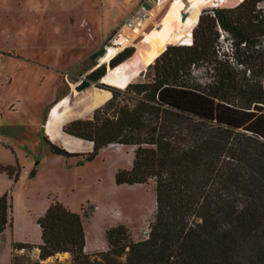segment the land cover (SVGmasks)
Segmentation results:
<instances>
[{
    "label": "trees",
    "instance_id": "trees-1",
    "mask_svg": "<svg viewBox=\"0 0 264 264\" xmlns=\"http://www.w3.org/2000/svg\"><path fill=\"white\" fill-rule=\"evenodd\" d=\"M262 1L202 11L191 42L168 44L147 65L146 80L110 87L114 93L90 118L72 119L62 128L92 143L83 161L110 143L134 146L131 167L118 169L115 182L153 179L155 210L147 237L133 240L124 224L109 226L107 249L91 257L84 250L87 214L51 198L36 220L39 244L13 242L11 249L37 248L38 259L31 264L63 252L73 264H264ZM217 22L232 36L240 68L217 58ZM97 51L102 56L104 46ZM133 51L124 47L109 65H118ZM199 61H210L212 82L192 80L191 66ZM105 72L100 64L76 88L88 87ZM118 94L131 102L117 99ZM47 145L55 155H80L50 141ZM19 171L18 163H0V172L10 177ZM10 209L5 191L0 196V234L11 223Z\"/></svg>",
    "mask_w": 264,
    "mask_h": 264
},
{
    "label": "rangeland",
    "instance_id": "rangeland-1",
    "mask_svg": "<svg viewBox=\"0 0 264 264\" xmlns=\"http://www.w3.org/2000/svg\"><path fill=\"white\" fill-rule=\"evenodd\" d=\"M142 1L0 0V85H4L2 89L0 87V97L10 100L9 104L1 100L3 113L0 123L18 121L22 124L28 119L37 123L29 127L26 138L28 143L33 142L34 150L24 161L21 173L13 177L14 180L18 178L17 186L7 190L11 223L0 234V264H10L12 257L14 264H31L38 259L36 248L12 250L11 244H39L35 216L38 213L37 203L44 202L46 197L57 198L71 210L87 214L83 216V221L91 257L107 249L104 233L109 226L124 224L133 240L144 238L145 230L150 228L155 210L153 179L133 184L115 182L118 169L131 167L134 146L110 143L101 148L93 159L83 161L81 159L91 150L92 143L62 130L72 119L90 118L94 108L112 96L114 90L111 88H124L110 86L102 77L84 89L78 90L76 85L90 71V67L99 62L102 52L97 50L110 45L124 19ZM173 1L160 3L136 31L126 30L123 48L132 46V54L135 53V43L167 16ZM259 4L260 8H264V1ZM216 5H205L200 13L211 8L227 7ZM179 43L181 41L169 44ZM215 46L221 53H226L218 39ZM109 60L101 62L106 71L111 67ZM149 74L145 68L132 82L146 80ZM190 75L192 80L205 84L214 80L215 71L210 61H199L191 67ZM11 80V85L7 86L6 82ZM102 91L106 92L104 100L93 104L96 94ZM13 99H19V102ZM117 99L131 102L122 94H118ZM84 110L87 111L82 114ZM47 113L53 123L54 137L45 129ZM39 121L44 122L43 125H39ZM7 129L15 136L22 127ZM47 141L80 155L67 157L52 154ZM38 164L39 174L27 181L26 178L33 175V169ZM37 264L73 263L70 254L63 252Z\"/></svg>",
    "mask_w": 264,
    "mask_h": 264
},
{
    "label": "bare ground",
    "instance_id": "bare-ground-1",
    "mask_svg": "<svg viewBox=\"0 0 264 264\" xmlns=\"http://www.w3.org/2000/svg\"><path fill=\"white\" fill-rule=\"evenodd\" d=\"M166 0H157L150 9L149 14L157 8V6ZM168 1V0H167ZM242 0H174L172 10L159 23L155 24L149 31L143 34V37L135 43L137 50L126 59L122 60L114 67H108L106 73L102 76V80L107 84L117 87H126L133 81L146 66L153 62L169 43L181 41V43H190L192 36V28L198 20L200 11L205 5H220V6H235ZM216 5V6H217ZM160 6V5H159ZM148 14V15H149ZM148 15L144 16L143 22ZM137 27L133 29L136 31ZM126 38L120 37L116 45H107L105 53L100 56L98 64L108 61L116 55L124 46ZM106 92L102 91L93 99V104L101 102L106 97ZM109 96V95H108ZM80 106V105H79ZM97 106V105H96ZM87 108H89L87 106ZM87 110L82 111V114ZM56 123V122H55ZM53 123L51 117L46 123V130L55 136V131L52 129ZM116 144V143H115ZM87 246V244H86Z\"/></svg>",
    "mask_w": 264,
    "mask_h": 264
},
{
    "label": "crops",
    "instance_id": "crops-1",
    "mask_svg": "<svg viewBox=\"0 0 264 264\" xmlns=\"http://www.w3.org/2000/svg\"><path fill=\"white\" fill-rule=\"evenodd\" d=\"M11 83H12V80L10 82H6V84H8L7 86H10ZM3 86L4 85H0L1 89L3 88ZM1 100H3L4 102H7V103L10 101V100L7 101V98L2 99L0 97V103H1ZM13 101L19 102V99H16V100L13 99ZM2 113L3 112L1 110L0 116H2ZM48 116L49 115L47 113V116L45 117L44 122L46 120H48ZM38 123H39V125H43V123L40 121ZM32 124H37V123L35 121H32V119L22 121V124H20L18 121H11L8 123H2V122L0 123V163L12 164V165L18 163L20 166V170L25 167L23 164L24 161H27L29 159L30 152H32L34 150V148L32 146L33 142L30 141V143H28V141H26V138L29 134L28 129L30 126L32 127ZM9 127H22V129L19 133L15 134V136H13L11 133L10 134L8 133L7 128H9ZM23 127H26V128L28 127V128L23 129ZM42 128H43V126H42ZM18 144L20 146L26 147L27 150L23 149V148H19ZM39 167H40L39 164L37 166H35V168L33 169V172H34L33 175L30 177H27L26 178L27 181L33 180L39 174V171H40ZM20 173H21V171H19L18 174H20ZM17 184H18V178L16 180H14L13 176L10 177L5 172H0V196L5 191L9 190V188H12V189L15 188L17 186ZM48 203H49V197H46L44 202L39 201L37 203L38 213L35 216L36 219L44 213ZM10 228L12 229V226ZM39 235H40V228H39ZM22 241H25V240H22ZM86 244H87V239H86V235H85L84 250L86 253H91V251L88 250Z\"/></svg>",
    "mask_w": 264,
    "mask_h": 264
},
{
    "label": "built area",
    "instance_id": "built-area-1",
    "mask_svg": "<svg viewBox=\"0 0 264 264\" xmlns=\"http://www.w3.org/2000/svg\"><path fill=\"white\" fill-rule=\"evenodd\" d=\"M261 7V6H258ZM150 10H146L142 5H140L138 8H136L134 11H132L122 22L120 25L117 33L114 35V37L111 39L110 45H115L117 40L120 37L127 38L126 30H133L136 27H140L143 23V19L145 15L149 14ZM216 31L218 33V41L223 44L225 48L226 53H221L216 48V54L218 59L228 60L230 63L235 65L237 68L241 67L240 63H237L236 57H235V46L233 43L232 36L230 33L224 29L218 22L216 23ZM244 45V43H242ZM106 45H104V50L106 51ZM191 67H194V64H192ZM150 228L145 230V237L148 236ZM144 237V238H145Z\"/></svg>",
    "mask_w": 264,
    "mask_h": 264
},
{
    "label": "water",
    "instance_id": "water-1",
    "mask_svg": "<svg viewBox=\"0 0 264 264\" xmlns=\"http://www.w3.org/2000/svg\"><path fill=\"white\" fill-rule=\"evenodd\" d=\"M157 0H143L141 5L146 9V10H150L153 5L156 3ZM199 18V17H198ZM100 64H96L95 66H93V68L90 69V71L94 68H96L97 66H99ZM88 73V72H87Z\"/></svg>",
    "mask_w": 264,
    "mask_h": 264
}]
</instances>
